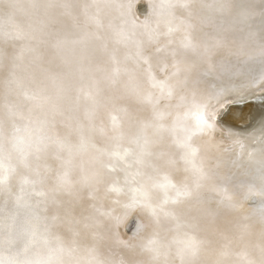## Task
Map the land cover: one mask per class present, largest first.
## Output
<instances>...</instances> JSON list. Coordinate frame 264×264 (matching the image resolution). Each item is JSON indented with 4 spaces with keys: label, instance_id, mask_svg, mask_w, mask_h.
<instances>
[{
    "label": "snow or ice",
    "instance_id": "1",
    "mask_svg": "<svg viewBox=\"0 0 264 264\" xmlns=\"http://www.w3.org/2000/svg\"><path fill=\"white\" fill-rule=\"evenodd\" d=\"M0 16V264H264V122L218 126L264 91V0Z\"/></svg>",
    "mask_w": 264,
    "mask_h": 264
},
{
    "label": "bare ground",
    "instance_id": "2",
    "mask_svg": "<svg viewBox=\"0 0 264 264\" xmlns=\"http://www.w3.org/2000/svg\"><path fill=\"white\" fill-rule=\"evenodd\" d=\"M19 2L21 4H27L29 0H19ZM141 8H143V5L141 6ZM0 19H2V16H0ZM236 87L238 89V94H234L232 102L225 104L223 109H221L218 117V126L225 130H231L246 135L247 133H251L258 129L260 124L264 122V104L261 107H259V105H248L241 111H236L235 106H237L238 104L243 105L251 99H255V103L257 101H263L264 91H261L259 87L241 88L240 82L237 83ZM239 123H241V125L244 127H238ZM259 203L260 201L258 197H252L249 201L246 202V207H248L249 209L254 206L258 207ZM256 221V228L258 230V214L256 217Z\"/></svg>",
    "mask_w": 264,
    "mask_h": 264
},
{
    "label": "rangeland",
    "instance_id": "3",
    "mask_svg": "<svg viewBox=\"0 0 264 264\" xmlns=\"http://www.w3.org/2000/svg\"><path fill=\"white\" fill-rule=\"evenodd\" d=\"M255 101V99H251V100H249V101H247L246 103H244L243 105H237V106H235V109H236V111H241V110H243V109H245L248 105L249 106H254V105H256V106H258L259 105V107H261V106H263V104H264V100L263 101H257L256 103L254 102ZM229 113V112H228ZM244 127V126H242L241 125V123H239V125H238V127Z\"/></svg>",
    "mask_w": 264,
    "mask_h": 264
}]
</instances>
